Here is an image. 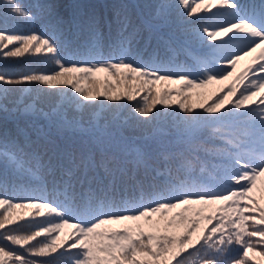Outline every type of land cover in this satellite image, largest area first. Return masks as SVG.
Instances as JSON below:
<instances>
[{
    "label": "snow or ice",
    "instance_id": "1",
    "mask_svg": "<svg viewBox=\"0 0 264 264\" xmlns=\"http://www.w3.org/2000/svg\"><path fill=\"white\" fill-rule=\"evenodd\" d=\"M166 9H174L185 42L153 36L151 25H134L119 6L112 13L118 39L106 44L96 14L78 4L38 3L33 14L0 0L5 23L44 17L52 31L0 30V58L35 52L54 66L0 69V110L16 103L8 99L15 90L59 94L84 108L131 107L130 122L140 127L171 118L177 142L165 147L161 130L140 144L95 126L72 128L87 137L79 145L49 141L31 158L51 176L55 198L0 192V264H56L58 257L64 264H250V253L264 264V0H174L159 6L162 20ZM139 29L149 33L151 51L136 47ZM65 33L84 40L66 46ZM211 84L222 87L204 91ZM0 156L35 175L18 153ZM193 160L207 176L193 175ZM8 181L0 177V185Z\"/></svg>",
    "mask_w": 264,
    "mask_h": 264
},
{
    "label": "trees",
    "instance_id": "2",
    "mask_svg": "<svg viewBox=\"0 0 264 264\" xmlns=\"http://www.w3.org/2000/svg\"><path fill=\"white\" fill-rule=\"evenodd\" d=\"M17 2L28 12L36 14L37 4L44 2H56L65 6L78 4L81 6V11L94 12L100 21V29L103 33V40L107 44L115 41L119 36V27L114 22L113 10L119 6H125L131 16L132 23L136 26L151 25L150 22L156 23L157 26H152L153 36L166 35L173 36L179 42H185V39L178 28L174 9H166L167 18L162 20L157 16L159 6L174 2V0H17ZM241 2H249V0H241ZM65 9H61L63 12ZM146 19V20H145ZM112 20L111 24L108 21ZM7 29L9 31H17L20 33L31 34L32 31L43 33L47 36L52 35V31L48 25V21L44 17H38L35 20L16 17L9 19L7 23L0 18V30ZM140 37L137 38L136 47L141 51L147 49V45L143 39L149 35L144 29H139ZM66 46L67 41L79 43L84 40L82 35H70L65 33ZM59 38V34H57ZM4 43H7L6 41ZM155 45L156 40H152ZM18 44L9 45V50ZM151 51V49H147ZM65 59H82V57H71L65 54ZM249 62V58L241 60L236 71L239 72ZM54 67L51 64L43 62L42 54L35 52L25 53L20 58H8L6 61L0 58V69H5L14 74H20L29 71L50 70ZM114 83V82H113ZM131 83V82H129ZM225 83H228L227 81ZM219 85V87L217 86ZM208 86L215 87L214 89H205L204 91L211 93L222 87L220 84H211ZM159 87V86H157ZM173 87V86H171ZM176 87H179L178 85ZM175 88V87H174ZM118 91L123 90V86ZM70 92V90H69ZM59 96L46 95L44 92L37 93L35 91L25 93L20 90H15L9 94L7 111L0 110V153L13 152L18 153V158L23 163V168L31 169L35 175L29 172L14 169L11 162L5 163V158L0 156V177L9 176V181L0 185V192L14 198L24 196H39L45 199L55 198L52 195L51 176L44 170L35 166L31 158L32 153L43 154L51 144L63 146L65 144L74 143L79 145L86 142L87 137L82 136L79 132H74L72 128H88L93 126L102 128L110 132L112 135H119L125 139L143 144L145 141L151 143L152 136L157 131L165 133L163 144L165 147L175 150L177 142L175 140V132L172 128L171 118L164 119L161 123L151 127H140L139 125L130 122V117L133 115L131 107H120L116 111L111 112L108 107H78L75 103H64L60 96L59 101L55 104L54 100ZM139 99V97H137ZM33 100L36 108L33 111L23 110L22 106ZM129 102H122L128 104ZM135 104L136 101L130 102ZM99 107V108H98ZM71 126V127H69ZM8 134V141L4 140L3 133ZM49 141L51 144H49ZM22 149V151H20ZM202 159H211L203 153L200 154ZM46 159V157H45ZM182 161H173L172 167L178 168ZM201 164L197 160H193L192 169L194 176H207V173H201ZM161 171L164 170V164L161 165ZM210 178V177H209ZM32 189H39L33 191ZM259 196L260 193L256 192ZM62 198V197H61ZM204 228V223L200 225ZM70 229L68 230V232ZM64 237L57 243H62ZM238 247V246H233ZM235 255V253H233ZM252 259L250 264H256L260 260L258 256L249 254ZM56 264H64V258L58 257Z\"/></svg>",
    "mask_w": 264,
    "mask_h": 264
},
{
    "label": "rangeland",
    "instance_id": "3",
    "mask_svg": "<svg viewBox=\"0 0 264 264\" xmlns=\"http://www.w3.org/2000/svg\"><path fill=\"white\" fill-rule=\"evenodd\" d=\"M100 75H102V74H100ZM109 79L111 80L112 78L109 77ZM113 82L115 83L114 80H113ZM215 85H216V84H215ZM171 86L176 87L177 85H171ZM217 86L219 87V85H217ZM211 88L214 89L215 87L207 86L206 90H207V89H211ZM59 99H60V95L54 100V103L56 104V103L59 101ZM99 107H100V106H99ZM99 107H98V108H99ZM35 108H36V104H35V102H34L33 100H31V101L25 103V104L22 106V109H23V110H28V111H33ZM108 110H112L111 112H113V111H116L117 108H115V107H110ZM68 230H69V229H64V230H62L61 233H60L59 235H60L61 237H65V235H66V233L68 232Z\"/></svg>",
    "mask_w": 264,
    "mask_h": 264
}]
</instances>
